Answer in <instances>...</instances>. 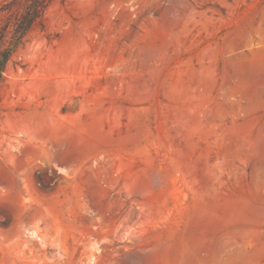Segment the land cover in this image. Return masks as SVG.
<instances>
[{
	"label": "rangeland",
	"instance_id": "obj_1",
	"mask_svg": "<svg viewBox=\"0 0 264 264\" xmlns=\"http://www.w3.org/2000/svg\"><path fill=\"white\" fill-rule=\"evenodd\" d=\"M0 264H264V0L52 4L0 87Z\"/></svg>",
	"mask_w": 264,
	"mask_h": 264
},
{
	"label": "trees",
	"instance_id": "obj_2",
	"mask_svg": "<svg viewBox=\"0 0 264 264\" xmlns=\"http://www.w3.org/2000/svg\"><path fill=\"white\" fill-rule=\"evenodd\" d=\"M58 0L0 1V87L8 64L36 30L45 29V14Z\"/></svg>",
	"mask_w": 264,
	"mask_h": 264
},
{
	"label": "bare ground",
	"instance_id": "obj_3",
	"mask_svg": "<svg viewBox=\"0 0 264 264\" xmlns=\"http://www.w3.org/2000/svg\"><path fill=\"white\" fill-rule=\"evenodd\" d=\"M36 235V234H35Z\"/></svg>",
	"mask_w": 264,
	"mask_h": 264
}]
</instances>
